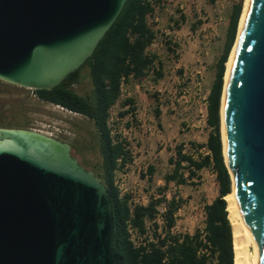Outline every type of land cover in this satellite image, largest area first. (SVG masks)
<instances>
[{
  "label": "water",
  "instance_id": "1",
  "mask_svg": "<svg viewBox=\"0 0 264 264\" xmlns=\"http://www.w3.org/2000/svg\"><path fill=\"white\" fill-rule=\"evenodd\" d=\"M127 2L0 0V79L59 86L94 54ZM226 89L229 165L264 264V0H252ZM114 229L106 184L70 142L0 127V264H120Z\"/></svg>",
  "mask_w": 264,
  "mask_h": 264
},
{
  "label": "trees",
  "instance_id": "2",
  "mask_svg": "<svg viewBox=\"0 0 264 264\" xmlns=\"http://www.w3.org/2000/svg\"><path fill=\"white\" fill-rule=\"evenodd\" d=\"M168 1L128 0L114 25L80 70L54 89L33 91L41 101L61 105L93 122L97 130L101 160L90 168L106 184L111 196L115 222L114 244L120 264H235L232 224L225 199L232 191L233 182L223 154L221 99L226 63L235 43L244 0H239L233 8L226 47L217 63L215 79L207 97L206 122L210 131L204 146L209 153L197 160L183 153V146H180L176 160L170 159L175 165L173 172L164 177L166 184L171 181L188 184L189 180L198 175V171L213 164L219 182V195L205 205L204 229L193 234L173 232L182 202L177 196L167 197V186L159 188V196L151 197L147 205L137 204L132 208L129 203L131 195L121 197L115 185L116 172L132 157L129 140L122 133L115 132L116 127L110 123L112 110L121 98L123 82L128 85L142 81L151 71L158 78L162 77L156 66L158 55L150 47L157 39L154 18L165 9ZM180 17L172 19L177 26L186 21L184 14ZM196 28V25H192L193 30ZM86 77L91 80V88L80 93L75 87ZM134 103L133 98H126L123 106L129 104L130 107L120 111L119 117L135 112ZM184 163L187 166H183ZM184 169L188 170V174H185ZM147 171L153 174L155 168L149 166ZM162 205L166 208L163 213L164 222H154L157 242H149L148 247H136L128 232L129 222L145 233L146 220H154Z\"/></svg>",
  "mask_w": 264,
  "mask_h": 264
},
{
  "label": "rangeland",
  "instance_id": "3",
  "mask_svg": "<svg viewBox=\"0 0 264 264\" xmlns=\"http://www.w3.org/2000/svg\"><path fill=\"white\" fill-rule=\"evenodd\" d=\"M238 1L169 0L156 21L157 39L150 47L163 60L162 77L158 78L156 73L151 72L142 81L131 83L112 110L110 123L116 127L115 132L127 137L136 156L135 172L129 184L132 186L133 180L137 181L135 190L140 201L149 199V191L158 192L165 186L164 177L174 168L169 158L173 155L178 157L180 146H183V153L197 160L209 153L204 146L210 128L205 120L203 96L215 79L217 63L226 47L233 8ZM181 14L187 17V21L177 26L172 19H180ZM192 25H196V30L193 31ZM198 78L201 80L199 95L195 90ZM75 88L85 93L91 88L90 78L86 77ZM9 91L7 95H0V126L44 131L53 130V127L63 128L70 132L68 140L71 144L85 148L81 152L76 151L75 155L86 168L91 169L92 164L101 160L97 130L91 120L41 101L32 89L13 84L9 86ZM130 92L129 96L135 98V113L140 122L136 127H132L126 117H119V112L126 110L123 102ZM160 105H163L159 109L162 108L169 124L162 123L160 126L156 119V109ZM135 129L139 133L142 129L146 130L144 133L148 138L145 137L144 141L136 139ZM149 166H154L155 172L151 175L147 171V177L145 171ZM183 171L188 174L187 169ZM197 174L188 184L179 186L171 183L167 186L168 198L177 195L182 202L174 233L193 234L204 229L205 205L219 195V182L213 164Z\"/></svg>",
  "mask_w": 264,
  "mask_h": 264
},
{
  "label": "bare ground",
  "instance_id": "4",
  "mask_svg": "<svg viewBox=\"0 0 264 264\" xmlns=\"http://www.w3.org/2000/svg\"><path fill=\"white\" fill-rule=\"evenodd\" d=\"M251 3L252 0L244 1V7L240 18L237 39L231 50L229 59L226 63L225 90L222 96L221 105V130L223 139V152L225 161L229 167L233 179L232 191L225 196V199L227 200V210L229 212V219L232 224L233 242L235 250V264H259L261 250L258 240L254 237L253 233L246 224L241 209L237 192L236 175L234 170L229 165L228 148L225 132V98L227 90L226 88L228 86L231 72L235 64L236 56L239 50L240 38L247 21Z\"/></svg>",
  "mask_w": 264,
  "mask_h": 264
},
{
  "label": "built area",
  "instance_id": "5",
  "mask_svg": "<svg viewBox=\"0 0 264 264\" xmlns=\"http://www.w3.org/2000/svg\"><path fill=\"white\" fill-rule=\"evenodd\" d=\"M159 15H160V13L156 14V16L154 18L155 22L158 21ZM32 90H34V89H32ZM121 90H122V95H121V97H122L124 95V93L127 91V84L125 82L122 83ZM195 90H196V94L199 95V93L201 91V80L199 78L195 83ZM55 106L62 109V110H65L69 113L81 115L80 113L71 111V110H69V109H67L61 105H55ZM129 107L130 106H128V108ZM126 118L128 119L127 121L131 122L132 127L139 126L140 122H139L135 112L128 113ZM112 119H113V117L111 115L110 120H112ZM205 120H206V118H205ZM119 121H121V120H119ZM150 130H151V128L148 129V131H150ZM36 131L42 132V133L47 134L49 136H53V137H56V138H59L61 140H65V141L69 142L68 136L70 135V132L68 130L63 129V128L53 127V130L44 131V130L37 129ZM131 157H132V160H129L128 162H126L125 166L116 172L115 185L119 188L121 197H124L127 194L131 195L129 203H130L131 207L133 208L137 204L147 205L149 203L151 197L157 198L159 196V194H158V192L149 191L150 192V194L148 195L149 199L147 197V200H142V201L138 200L137 194H136L137 192L135 190V187L137 185V181L133 180L132 186H130V184H129L132 181V174L135 172V169L133 167H134V163L136 161V156H135V153H134L132 146H131ZM138 171H139V173H141V168H139ZM145 172H146V174L148 173L147 170ZM147 177H149L148 174H147ZM146 188L149 189V186H147ZM159 210H160V212L157 214V217L154 220H152L150 218L146 220V232L145 233H142L138 229V227L134 226L131 222H129L128 232L130 234L131 241L134 243V245L136 247H148L149 242H155V243L157 242V238L154 236V231H155L154 230L155 229L154 228L155 227L154 222H158L159 224H162L164 222L163 213L166 210L165 205L160 206ZM159 232H160V230H159Z\"/></svg>",
  "mask_w": 264,
  "mask_h": 264
},
{
  "label": "crops",
  "instance_id": "6",
  "mask_svg": "<svg viewBox=\"0 0 264 264\" xmlns=\"http://www.w3.org/2000/svg\"><path fill=\"white\" fill-rule=\"evenodd\" d=\"M186 21H187V17H186ZM185 21V22H186ZM183 22H180V24H179V26L182 24ZM172 30H174V28L172 29ZM194 31V30H193ZM154 52V51H153ZM156 53V52H155ZM157 54V53H156ZM158 55V54H157ZM163 60H161V58L158 56V59H157V64H156V66H157V70H161V68L163 67ZM151 72H153V71H151ZM179 72L181 73L182 72V70L180 69L179 70ZM130 84H128L127 86H129ZM209 92H210V89H208L207 91H206V93H205V95L203 96V100H204V103L203 104H206V108H205V116H207V97H208V95H209ZM129 95H131V92L128 94V97L127 98H133L134 100H135V98H134V96H129ZM135 103H136V101H135ZM135 103H134V105H135ZM128 106H129V104L128 105H126V106H124V109H128ZM163 105H160V106H158V108L156 109V119H157V121H158V123H159V125L161 126L162 125V123H165V124H169V121H168V117L165 115V113L162 111V108H160L159 109V107H162ZM136 110H137V108H136ZM157 111L159 112V115H157ZM125 117H127V115L126 116H124V117H120L121 119H123V118H125ZM207 118V117H206ZM150 124V123H149ZM145 125V123L143 124V126ZM141 129V128H140ZM146 130H143L142 129V132H140L139 133V131H137V129H135L134 130V132H135V134H136V139H139V138H141L143 141H144V138L146 137V138H148L147 137V135L144 133ZM137 141H139V140H137ZM147 144V146H148V144H149V142H147L146 143ZM170 159H173V160H176V156H171L170 158H169V161H170ZM170 163H171V161H170ZM172 165H174V163H171ZM154 167V166H153ZM149 168V167H148ZM174 168H175V165H174ZM174 168H173V170H174ZM173 170L171 171V172H168V173H172L173 172ZM168 173H166V174H168ZM150 174V173H149ZM152 175V174H151ZM171 183H174V184H176V185H184V184H178V183H176L175 181H171L170 183H168V184H165V186H168L169 184H171ZM167 190H168V188H167ZM167 190H166V194H167ZM168 195V194H167ZM174 196H177V195H174ZM167 197H169V196H167ZM178 197V196H177Z\"/></svg>",
  "mask_w": 264,
  "mask_h": 264
},
{
  "label": "flooded vegetation",
  "instance_id": "7",
  "mask_svg": "<svg viewBox=\"0 0 264 264\" xmlns=\"http://www.w3.org/2000/svg\"><path fill=\"white\" fill-rule=\"evenodd\" d=\"M10 85H13V84H11V83H9V82H7V81H4V80H2V79H0V95H7V94H9V86ZM15 86H17V85H15ZM17 87H20V86H17ZM83 116V115H82ZM88 119V118H87ZM0 127H4V126H0ZM74 135V137H76V133H74L73 134ZM77 139V138H76ZM72 148H73V153H74V155H75V152L76 151H79V152H81V151H83V149H85L84 147H83V145H81V146H77V144L76 143H72ZM76 156V155H75ZM77 157V156H76ZM79 159V158H78ZM80 160V159H79ZM81 161V160H80Z\"/></svg>",
  "mask_w": 264,
  "mask_h": 264
}]
</instances>
